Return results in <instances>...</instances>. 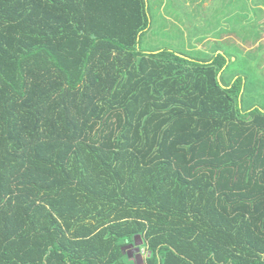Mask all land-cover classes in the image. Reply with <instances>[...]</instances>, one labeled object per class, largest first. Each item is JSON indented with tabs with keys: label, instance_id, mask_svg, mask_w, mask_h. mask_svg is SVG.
<instances>
[{
	"label": "trees",
	"instance_id": "trees-1",
	"mask_svg": "<svg viewBox=\"0 0 264 264\" xmlns=\"http://www.w3.org/2000/svg\"><path fill=\"white\" fill-rule=\"evenodd\" d=\"M157 4L0 0V264H264V0Z\"/></svg>",
	"mask_w": 264,
	"mask_h": 264
},
{
	"label": "rangeland",
	"instance_id": "rangeland-1",
	"mask_svg": "<svg viewBox=\"0 0 264 264\" xmlns=\"http://www.w3.org/2000/svg\"><path fill=\"white\" fill-rule=\"evenodd\" d=\"M155 1H157V3L160 2V0ZM168 1H172L175 4V7L182 12L184 21L183 24L178 23L177 20H175L174 16L167 12L168 9L166 8V4L168 3ZM222 5L223 0H161V4L156 5L157 9L159 10V15H157L156 19L154 20V23H156V28H158L160 27L162 22L164 23L166 21L165 25H167V27L163 28V30H167V32H170L175 29L174 31L177 33L179 31L176 29V27L174 29L172 28V23H178L180 28H182L184 31V37L188 40L194 37L195 33H200L199 37H201L203 34L201 33V28L205 25V21L211 18L215 11H217V9L220 8ZM195 10H198V13H196V16H193L195 14ZM261 24L263 26V38L260 43L264 44V15ZM211 28L212 27H207V30ZM243 34H245L244 31ZM158 40L161 41L162 39L157 38L156 41ZM237 42L239 45H243L242 47L245 48L246 53H248L252 48L255 51L258 45L256 44L254 47H251L250 45L243 43V41L239 39H237ZM199 48L201 49L203 48V46L200 44ZM253 50L252 52H254ZM260 52L264 51H255V53ZM260 71L262 72V70Z\"/></svg>",
	"mask_w": 264,
	"mask_h": 264
},
{
	"label": "water",
	"instance_id": "water-1",
	"mask_svg": "<svg viewBox=\"0 0 264 264\" xmlns=\"http://www.w3.org/2000/svg\"><path fill=\"white\" fill-rule=\"evenodd\" d=\"M140 246H141V245H140ZM139 259H140V260H143V258H142L141 256H139Z\"/></svg>",
	"mask_w": 264,
	"mask_h": 264
},
{
	"label": "built area",
	"instance_id": "built-area-1",
	"mask_svg": "<svg viewBox=\"0 0 264 264\" xmlns=\"http://www.w3.org/2000/svg\"><path fill=\"white\" fill-rule=\"evenodd\" d=\"M145 252H146V251H145V250H143V251H142V254H144Z\"/></svg>",
	"mask_w": 264,
	"mask_h": 264
}]
</instances>
